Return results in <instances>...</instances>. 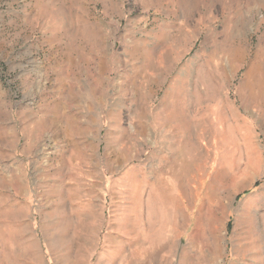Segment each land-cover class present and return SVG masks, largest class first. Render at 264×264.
<instances>
[{
  "label": "rangeland",
  "instance_id": "obj_1",
  "mask_svg": "<svg viewBox=\"0 0 264 264\" xmlns=\"http://www.w3.org/2000/svg\"><path fill=\"white\" fill-rule=\"evenodd\" d=\"M0 264H264V0H0Z\"/></svg>",
  "mask_w": 264,
  "mask_h": 264
}]
</instances>
